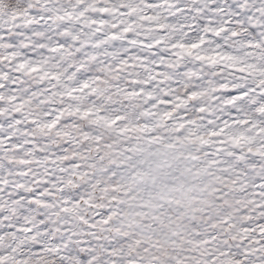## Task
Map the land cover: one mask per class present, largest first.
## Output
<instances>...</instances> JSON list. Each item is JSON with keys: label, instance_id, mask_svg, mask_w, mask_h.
Returning <instances> with one entry per match:
<instances>
[{"label": "snow or ice", "instance_id": "1", "mask_svg": "<svg viewBox=\"0 0 264 264\" xmlns=\"http://www.w3.org/2000/svg\"><path fill=\"white\" fill-rule=\"evenodd\" d=\"M0 264H264V0H0Z\"/></svg>", "mask_w": 264, "mask_h": 264}]
</instances>
